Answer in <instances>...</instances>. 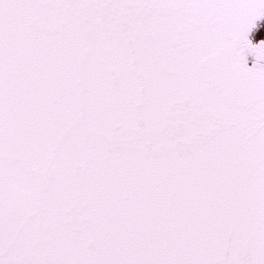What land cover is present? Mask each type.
Segmentation results:
<instances>
[{"label": "snow or ice", "instance_id": "1", "mask_svg": "<svg viewBox=\"0 0 264 264\" xmlns=\"http://www.w3.org/2000/svg\"><path fill=\"white\" fill-rule=\"evenodd\" d=\"M0 264H264V0H0Z\"/></svg>", "mask_w": 264, "mask_h": 264}]
</instances>
